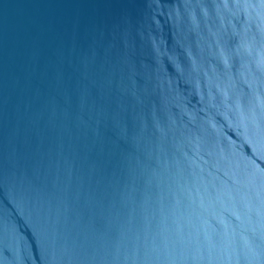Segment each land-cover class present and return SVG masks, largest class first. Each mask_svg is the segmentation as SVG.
Returning <instances> with one entry per match:
<instances>
[{
    "label": "water",
    "instance_id": "water-1",
    "mask_svg": "<svg viewBox=\"0 0 264 264\" xmlns=\"http://www.w3.org/2000/svg\"><path fill=\"white\" fill-rule=\"evenodd\" d=\"M0 264H264V0H0Z\"/></svg>",
    "mask_w": 264,
    "mask_h": 264
}]
</instances>
